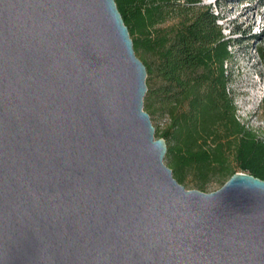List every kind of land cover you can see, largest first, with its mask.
I'll list each match as a JSON object with an SVG mask.
<instances>
[{"label":"water","instance_id":"1","mask_svg":"<svg viewBox=\"0 0 264 264\" xmlns=\"http://www.w3.org/2000/svg\"><path fill=\"white\" fill-rule=\"evenodd\" d=\"M116 0H0V264H264V180L187 190Z\"/></svg>","mask_w":264,"mask_h":264},{"label":"trees","instance_id":"2","mask_svg":"<svg viewBox=\"0 0 264 264\" xmlns=\"http://www.w3.org/2000/svg\"><path fill=\"white\" fill-rule=\"evenodd\" d=\"M116 4L148 75L156 67L159 85L148 89L144 109L150 115L156 107L170 118L158 138L167 143L166 160L178 182L192 177L203 188L213 178L228 181L237 169L264 180V139L239 120L229 92L233 41L225 39L220 17L201 0ZM141 49L153 54V64L138 55ZM259 56L264 63L263 47Z\"/></svg>","mask_w":264,"mask_h":264},{"label":"rangeland","instance_id":"3","mask_svg":"<svg viewBox=\"0 0 264 264\" xmlns=\"http://www.w3.org/2000/svg\"><path fill=\"white\" fill-rule=\"evenodd\" d=\"M201 5L213 9L215 15L220 17L218 24L225 39L233 41L229 47L232 58L226 66L230 79L229 92L234 98L239 120L264 139V63L259 56V49L264 48V0H201ZM171 24L168 22L161 27L165 29ZM138 53L147 62H155L153 54L143 49ZM155 69L153 64L154 73L147 76L148 89L159 85ZM150 116L158 138V133L169 127L170 118L157 111L156 107ZM165 163L168 165L166 158ZM237 172L243 171L237 169ZM225 181L227 179L213 178L199 188L197 182L188 177L182 185L187 190L212 193L219 190Z\"/></svg>","mask_w":264,"mask_h":264}]
</instances>
